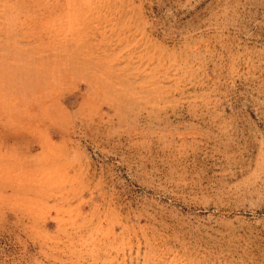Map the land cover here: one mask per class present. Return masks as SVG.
<instances>
[{
	"label": "rangeland",
	"instance_id": "1",
	"mask_svg": "<svg viewBox=\"0 0 264 264\" xmlns=\"http://www.w3.org/2000/svg\"><path fill=\"white\" fill-rule=\"evenodd\" d=\"M0 264H264V0H0Z\"/></svg>",
	"mask_w": 264,
	"mask_h": 264
}]
</instances>
